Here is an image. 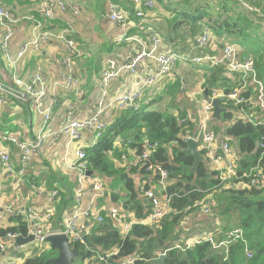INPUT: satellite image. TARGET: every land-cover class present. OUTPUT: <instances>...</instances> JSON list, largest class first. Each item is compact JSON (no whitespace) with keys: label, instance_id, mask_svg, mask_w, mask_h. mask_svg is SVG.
<instances>
[{"label":"crops","instance_id":"obj_1","mask_svg":"<svg viewBox=\"0 0 264 264\" xmlns=\"http://www.w3.org/2000/svg\"><path fill=\"white\" fill-rule=\"evenodd\" d=\"M0 1L13 18L18 20L13 25L12 34L7 43V52L4 53L0 48V80L6 83L16 77L28 82L32 76L39 75L45 88V96L39 109L31 103L18 104L12 99L2 106L0 134L9 133L21 141H26L33 139L42 129H45L46 133L41 151L38 154H33L25 165L21 164L20 155L14 146L3 144L4 148L9 151L13 171H4L0 165V205H9L16 210L33 207L40 216L51 213L49 222L51 229H57L62 223H65L75 209L84 212L91 202L94 204L95 211L91 210L94 216L91 219L81 218L80 220L82 223L88 224V231L92 230L93 225L98 224L95 214L106 217V213L113 208L127 212L133 221H139L140 224L146 226L151 225L148 222L150 206L143 198L141 190L143 188L154 189L156 195L159 196L162 190L155 178H150L147 181L138 172H131L136 162V151L131 149V145L136 143L135 139L139 136L137 130L126 129L120 132L114 139V150L107 155L114 170H121L123 174H127L132 179L134 191L127 189L125 180L120 173L107 178L101 176L106 185L107 195L100 199H94L93 190L88 185L78 191L77 173L70 168L76 161V152L79 146L88 150L95 145L93 135L85 133L80 142L68 144L66 138L53 134L57 133L64 125L69 110L73 112L75 118L79 119L92 113L103 92L101 87L103 72L117 73L115 78L108 81L105 88L107 94L105 102L107 103H110L114 96L122 94L128 89H138L144 78L154 74L157 64L151 57L136 69L134 76L123 70V65L129 63L137 52H149L154 48L155 56L158 55L157 53L174 52L188 55L190 58H200L208 53L219 58L222 56L224 46L228 44L225 43L227 39L231 41V44L240 47L241 58L250 56L253 51H248L247 46H240L241 40L234 41L231 35L219 34L216 28H208L203 23H192L190 15H195L193 7L199 0H139L140 8L133 3V0H70L79 8V14H73L71 11L60 13L58 19L52 22H46L43 19L38 0ZM64 1L68 2L69 0ZM147 1L154 2L151 9L144 7V3ZM231 1L205 0L208 5L209 2L220 5L222 2L228 4ZM111 6L118 7L124 15L125 21L122 25L109 20ZM231 6L237 7L233 4ZM138 11L141 13L140 16L137 15ZM241 12L246 13L242 10ZM247 15L252 16V14L246 13L245 16ZM30 17L32 19H29ZM41 23L53 34L61 29L69 30L67 38L73 40L80 54L74 60V77L78 81L75 91L67 92L53 86V83H60L68 75L67 68L61 64V58L66 53V48L64 43L56 37H51L40 51L29 49L15 63L8 64L9 59L16 58L20 47L33 39L34 24ZM253 26L252 30L260 28L264 35L263 25ZM206 31L210 34V42L207 41L206 47L208 48L204 49L196 45V40ZM263 35L258 37L259 40L264 39ZM155 39L159 42L154 43ZM240 85L241 76L228 73L223 67H210L192 61L178 62L169 74L159 77L153 85L143 89L139 105L140 109L145 112H159L175 119L183 116L180 124L183 126L186 125L185 122L190 124L193 127L192 133L206 132L213 135L215 149L221 143L229 144L231 141L230 146L235 153L234 166L237 172L238 151L234 150L236 144H233V140L225 134V129L237 120L252 124L259 121L264 126V110L257 102L256 87L249 77H247V84L241 93L243 97L244 95L247 97V100L244 97L246 107H242L244 104L234 106L223 98L224 94L238 89ZM39 89L40 86H37L36 90ZM181 89H185L183 97L179 96ZM206 90L207 94H205ZM212 92H216L219 106L225 112L222 113L220 121L213 120L212 107L209 119L205 121L206 126L201 131L200 123L205 119L204 101H210ZM49 107H52L51 119L43 127V115L40 112ZM227 112L234 114L232 120L224 118V114ZM121 115L122 112H117L114 106L105 112L103 121L106 124V131L115 124ZM140 122L139 120L138 124ZM141 133L143 135L144 130ZM148 139L147 134L141 137V145ZM195 143L196 151L203 158L201 163L207 167L205 178L213 176L216 179L218 177L221 184V172L225 173L226 160L222 159L218 166L212 167L204 159L203 142L199 138V141ZM161 148L164 149L165 156L171 161H174V149L178 152L183 149L179 148V144L175 145L172 142L165 145L161 143L159 149ZM186 149L185 145L183 150ZM20 170L23 172L20 173ZM259 173L260 181H264L263 172ZM231 180L224 184L230 183ZM167 181L164 194L171 203L177 194L168 192L169 185L178 183L184 188L186 184L180 177L170 180L169 174ZM210 198L211 195H208L207 199ZM160 201L161 197L159 203ZM127 204L140 206L139 219L135 216L134 209L126 207ZM188 209L183 212L175 230V237L179 240L192 242L200 238L212 237L211 229L213 232L221 233L219 223L215 225L209 214H203L199 209ZM6 224L13 227L18 224V219H9ZM162 252L161 249L155 251L152 259L164 254ZM8 253L9 250L0 254L6 256ZM163 256L161 255L160 258Z\"/></svg>","mask_w":264,"mask_h":264},{"label":"built area","instance_id":"obj_2","mask_svg":"<svg viewBox=\"0 0 264 264\" xmlns=\"http://www.w3.org/2000/svg\"><path fill=\"white\" fill-rule=\"evenodd\" d=\"M233 1L240 10L248 14L258 16L263 12L264 0ZM38 3L40 13L46 22H52L58 19V14L66 13L67 11H71L73 14H79V8L70 0L68 2H65L64 0H38ZM133 3H135V5L140 8L141 4L139 0H133ZM153 5V1H147L144 3V7L146 9H151ZM137 15H141L140 11L137 12ZM108 18L111 22L118 25H122L125 21L124 15L120 12L119 8L115 6L110 7ZM29 19L32 18L30 17ZM17 22L18 20L13 18L9 10H7L0 1V48L4 51V53L7 52V43L11 37L13 25ZM45 27L42 23L34 24L33 39L23 44L16 54V58L9 59L8 64L15 63L29 49L40 51L42 46L46 44L51 37H56L64 43L66 48V53L61 58V64L67 68L68 75H66L60 83H53V86L55 88H61L67 92L75 91L78 86V81L74 77V60L80 55L79 51L73 40L67 38L69 35L68 29H61L56 31V34H53L51 30H48ZM153 41L154 43L159 42V40L156 39ZM207 41H210V34H208L206 31L196 40V45L198 47L205 48L208 45ZM154 52V48L149 52H137L130 62L124 64L122 67L123 70L127 72V74L134 76L136 74V69L147 58L151 57L152 60L155 61L157 64L156 72L144 78L142 85L138 89H128L126 92L114 96L111 102L107 103L105 102L107 97L105 88L108 85V81L115 78L117 73L110 71L103 72L101 76V87L103 92L100 100L97 103L98 105L93 109L92 113L82 119H79L75 118L73 112L69 110L64 125L57 133L53 135L62 136L67 139L68 144H74L80 142L85 133H89L93 135L95 142H97L104 136L106 131V124L103 121V115L111 106H114L119 113L138 110L140 107L139 102L141 101L144 92L143 89L153 85L159 77L169 74L171 69H173L178 62L192 61L194 63L207 65L210 67H223L228 73L240 75L241 85L239 88L223 95V98L226 99L227 102H231L234 106H240L245 103V99L241 93L247 84V77H249L250 81L259 88L257 101L260 108L264 110V93L261 83L257 80L255 67L256 62L250 57L241 58L240 50L237 46L228 43L224 46L222 56L219 58L210 54H205L200 58H190L188 55L177 54L174 52L157 53L158 55L155 56ZM37 86H40L39 90H36ZM44 96L45 88L39 75L32 76L28 82H24L16 77H13L10 82L6 83L0 80V111L2 106L9 99L16 101L18 104L31 103L37 109H39ZM212 99H218L216 92H212L210 101ZM210 101H204L205 119L200 123L201 131L204 130L206 126L205 121L209 119V114L212 111V104ZM51 111L52 107H49L47 109H43V111L40 112V114L43 115V127H45L50 121ZM44 133L45 129H42L33 139L26 141H21L9 133L0 134V165L2 169L9 172L13 171L10 163L9 151L4 148V143L12 145L16 148L20 155L21 164L25 165L33 154H38L41 151L46 137V133ZM199 138L204 145V159L212 167L218 166L222 159L226 160V167L224 168L225 173L221 172V184L236 178L237 172L234 166L235 155L227 142L221 143L219 147L215 149L213 147L214 137L211 134L206 132H199L198 134L197 132H185L181 135L182 140L191 139L195 142H198ZM173 144L176 145L178 142L174 141ZM142 147L143 152L137 158L134 166L141 165L140 167L143 168L146 166L145 171L151 172L153 176L156 177V182L162 190L160 196L156 195L154 189L143 188L141 190L142 196L146 200L147 204H149L151 210L150 216L148 217V222L150 224H158L170 212V200L164 194L168 184V172L160 165L146 164L151 159V155L155 153L157 149H159L160 144L158 142H150L148 140L143 143ZM259 148L262 150V154L264 155V136L261 138ZM217 150H220L223 156H220L217 153ZM70 168L77 173V182L79 185L78 191H81L85 185H88L93 190L94 199L104 198L107 195L106 185L104 179L101 176H87L89 169L86 151L83 147L79 146L76 152V161ZM19 172L22 173L23 170H20ZM258 175L259 173H256L253 176L251 179V184H258L256 179ZM160 197L161 201L159 203ZM93 206V202L89 203L84 212L79 211V209H75L70 218L65 223H62L57 229H51L49 227L51 213H47L45 216H40L39 212L33 207H29L26 210H16L9 205H0V230L4 229L2 225L6 224L9 219H19L26 229L25 235L21 233L6 232L3 236H0V253L2 254L7 252L9 250L8 244H10L12 246L11 252L15 254L18 248L14 247V241L18 236L23 238L32 236L34 238V242L45 244L46 238L48 236L64 235L73 245V247L76 244H80L82 245L84 252H87L91 255V257L87 259V264H144L149 262L148 260L140 257L139 254L126 258L120 257L119 252L121 246H117L108 252H102L100 250H93L87 244H85L83 242V238H87V236L90 235L91 229L88 231V224L82 223L80 220L81 218L91 219L94 216V213L91 212V210L95 211ZM192 208H198L203 214H210L209 207L203 203L197 202L192 206ZM106 214V217L119 228V234L123 240L130 234L134 225L140 224L139 221H133L127 212H122L116 208L110 209ZM95 217L96 223H101L103 221V216L95 214ZM224 237H226L224 240L217 241L215 245H212V249L226 253L228 250L226 245L232 240L236 241L243 239L244 233L241 230H233L224 233L223 238ZM199 241H204L207 243L210 242L209 244L214 243L213 237L208 236L206 238H200L192 242L186 241L187 246L185 248H189L195 242ZM222 244L224 247H221ZM174 248L180 247L179 245H175ZM244 254L247 258H252L250 252L246 251ZM161 255L151 259L150 261L160 258ZM3 264L18 263L16 261H8Z\"/></svg>","mask_w":264,"mask_h":264},{"label":"trees","instance_id":"obj_3","mask_svg":"<svg viewBox=\"0 0 264 264\" xmlns=\"http://www.w3.org/2000/svg\"><path fill=\"white\" fill-rule=\"evenodd\" d=\"M231 2L228 4L222 2L217 5L223 11L222 14L218 15L217 21L212 22L210 18L205 20L203 17L206 14L202 10L199 12V16H196L197 13L194 11L195 15L191 14L190 18L192 23H195L196 20H203L201 23L207 25L208 28L218 29L219 34L231 35L234 41H236L234 35H237L241 40L240 46L244 47L252 39L250 33H255L256 30H252L254 26L245 16L246 13L241 12L239 7L231 6L232 4L236 6L233 0ZM233 13L234 15H232ZM254 18L253 22H258L259 25L264 26V10L261 15ZM251 51L253 53L248 57L256 62L257 80L261 83L264 93V47L257 44V47ZM255 87L258 96L259 88L257 85ZM244 97L247 100L245 95ZM229 105L232 104L229 103ZM244 106L245 104L242 107ZM233 115V113L227 112L224 114V118L232 120ZM182 119L183 116L175 119L159 112H145L140 107L138 110L122 112L115 124L105 131L104 136L92 148L85 150L89 171H92L94 175L106 178L120 173L125 180L127 189L134 191L132 179L127 174H123V171L114 170L109 162L107 155L114 150L115 137L126 129L138 131L139 136L135 139L136 143L131 145V149L136 151V160L143 152L141 137L145 134L149 136L150 142L165 145L177 141L179 148L184 149V140L179 136L185 132H192L193 127L187 122L184 126L180 124ZM139 120L141 121L140 124H138ZM143 130L144 134L142 135L141 131ZM225 134L233 140V144L237 145L238 170L236 178L224 185L220 184L218 177L214 179L211 176L206 179L205 169L207 167L203 163H199L192 171L194 160L187 156L183 149H180L179 152L174 149V161H171L165 156L164 149L161 148L151 155V159L146 164L160 165L168 172L170 180H176L180 177L186 184L184 188L178 183L169 185L168 192L177 194L170 203L169 214L158 224L134 225L124 240L119 234V228L103 216V221L93 225L90 235L86 238L87 243L94 246L90 248L108 252L117 246H121L120 257L126 258L139 254L140 257L149 261L144 264H264V181H260L259 173L263 172L262 174H264V155L261 154L262 150L259 148L261 138L264 136V126L259 121L252 124L237 120L225 129ZM228 145H231V141ZM140 166H134L131 172H138L147 181L150 178L156 180L151 172L145 171L146 166L145 168ZM256 173H259L256 177L258 184H251V179ZM194 176L196 177L194 178ZM208 195H211L210 199H207ZM197 202L205 205L208 203L210 218L215 225L219 223L221 233L213 232L211 229L213 239L219 236L220 239L224 240L226 238H223L224 233L241 230L249 249L252 251V258L245 256L244 247L239 243L232 244L226 253L212 249L211 245L204 241L195 242L191 247L185 248L187 242L180 241L179 238L175 237V230L185 210L188 208L198 209L192 208ZM126 207L134 209L135 216L140 218V206L127 204ZM6 232L25 235L26 229L18 219L17 225L1 229L0 236ZM175 245H179L180 248L172 249ZM74 249L80 252V257L81 253L83 254L79 259L82 263L91 257L89 253L84 252L80 244H76ZM160 249L164 253L162 259L150 261L154 252ZM51 254L36 255L26 259L23 264H45L47 260L56 255L55 252ZM225 258L227 259L224 260Z\"/></svg>","mask_w":264,"mask_h":264},{"label":"rangeland","instance_id":"obj_4","mask_svg":"<svg viewBox=\"0 0 264 264\" xmlns=\"http://www.w3.org/2000/svg\"><path fill=\"white\" fill-rule=\"evenodd\" d=\"M209 3L210 4L207 5L206 2H205V0H199L198 3H197V5H195L193 7V11H195L197 13L196 16H199L200 15L199 12L202 10L206 14V16L203 17L205 20H208V18H210V20L212 22L213 21H217L218 20L217 19L218 15L222 14L223 11H221L220 8L216 4L211 3V2H209ZM229 14L231 15V12H229ZM232 15H234V13ZM246 17L249 18V20H250L249 22L252 23L253 25H259L258 22H255L254 23L252 21V20L255 19L254 18L255 16H249V15H247ZM201 22H203V21L202 20L201 21L196 20L195 21V24H200ZM263 30H264V28L262 27V31ZM262 35L263 34L261 33L260 28H258L256 30L255 34H251V38L252 39H250V41L247 44L248 51L256 48L257 47V44H259V46L262 45V47H264V39L259 40V38H258V37H261ZM234 38L238 42L240 41V39H239V37L237 35H234ZM225 43H231V41L227 39ZM209 45H210V43H209ZM207 48L208 47H206L204 49H207ZM239 50H240V47H239ZM206 54H208V53H206ZM245 58H247V57H245ZM189 108H190V106H189ZM2 227L7 228L9 226H7V224H4V225H2ZM221 240L222 239H220V238H215L213 244H209L210 242L208 244L212 246V245H215V243L217 241H221ZM236 243H239V244H241L244 247V249H243L244 253L246 251H248V252L251 253V255H253L252 254V251L248 247V243H247V240H246L245 236L241 240H236V241L232 240V241H230L226 245L227 249H229L232 244H236ZM8 246H9V253H8V255L2 256L0 254V257H1L0 264H3V263L8 262V261H16L18 264H23L25 262V260L28 259V258H32V257H34L36 255H40V254H43V253L45 255H50L52 253L49 250L48 244H46V243L45 244H40L38 242H33V243H30V244H27L25 246L19 247L18 250H17V252L15 254L13 252H11L12 251L11 250L12 249V246L10 244H8ZM221 247H224V245L222 244ZM227 252H228V250H227ZM226 259H224V260H226ZM76 264H87V261H84L82 263L80 260H77V263Z\"/></svg>","mask_w":264,"mask_h":264},{"label":"water","instance_id":"obj_5","mask_svg":"<svg viewBox=\"0 0 264 264\" xmlns=\"http://www.w3.org/2000/svg\"><path fill=\"white\" fill-rule=\"evenodd\" d=\"M185 89H181L179 96L183 97ZM207 90L205 91V94H207ZM213 107V114L212 119L220 121L222 119V113L225 112L224 109H222L219 106L218 100L214 99L212 102ZM183 143L186 145L187 149L185 150V153L188 156H191L194 158V163L192 166V170L195 169V167L203 162L202 156L196 151V143L195 141L191 139H185ZM234 150H237V146L234 145ZM217 153L220 156H223L222 152L220 150H217ZM87 176H94V173L92 171L87 172ZM34 238L32 236H28L26 238H23L21 236H18L14 241V247L19 248L22 246H25L27 244L33 243ZM83 242L87 245H89L86 241V238H83ZM46 244L49 246V250L51 252H55V256L51 259L47 260L45 264H73L77 260H79V252L76 251L73 247V245L69 242L66 236L64 235H55V236H48L45 241ZM93 248L94 246H90ZM162 259V258H161Z\"/></svg>","mask_w":264,"mask_h":264},{"label":"flooded vegetation","instance_id":"obj_6","mask_svg":"<svg viewBox=\"0 0 264 264\" xmlns=\"http://www.w3.org/2000/svg\"><path fill=\"white\" fill-rule=\"evenodd\" d=\"M88 246L90 247L91 245H88ZM78 252H79V251H78ZM79 254H80V252H79ZM79 256H80V255H79ZM82 256H83V254L81 253V257H82ZM81 257H80V258H81ZM80 258H79V259H80ZM76 263H77V261H76ZM73 264H75V263H73Z\"/></svg>","mask_w":264,"mask_h":264}]
</instances>
